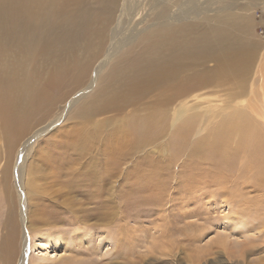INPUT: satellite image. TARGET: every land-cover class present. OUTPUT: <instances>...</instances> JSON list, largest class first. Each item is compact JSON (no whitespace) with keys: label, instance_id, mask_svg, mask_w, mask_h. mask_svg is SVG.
<instances>
[{"label":"bare ground","instance_id":"1","mask_svg":"<svg viewBox=\"0 0 264 264\" xmlns=\"http://www.w3.org/2000/svg\"><path fill=\"white\" fill-rule=\"evenodd\" d=\"M261 4L264 0H0V127L5 138V149L0 148L1 159L5 161L0 181L4 190L7 189L10 182L6 185L5 182L7 174H10L15 191L19 193L17 206L21 223L28 211V203L23 197L26 193L23 177L27 169L25 152L29 150L31 138L19 144L21 148L18 151L14 143L29 128L33 127L32 131L38 133L65 124L56 129L53 136L64 132L66 142L59 137L57 143L59 146L65 144L67 148L52 144L55 154L44 151L41 154L45 156V163L65 162V167L57 166L60 173L61 169L68 170L72 165L74 179L81 176L83 188L75 186L71 180L67 184L76 198L80 194L91 195L94 199L115 194L110 192L109 183L102 177L105 165L90 154L91 150L99 154L94 147L96 143L100 155L107 157L111 165L126 159L124 155L130 150L138 152L141 168L137 174L135 169L133 174L128 172L127 177L153 178V183L147 184L148 193L142 190L139 195L143 202L152 198V203H158L154 198L162 197L157 186L163 184L161 177L172 167L170 164L168 172L143 153L156 148L160 138H164L166 148L176 145L177 151L182 153V144L191 139L195 131L190 163L183 167L177 183V192H181L195 181V209L190 213L186 212L188 209L177 212L175 196L173 199L171 196L165 198L164 204L159 203L161 206L155 215H152V210L140 208V214L150 216L151 223L161 222L154 224L159 229H153L158 237H150L155 245L149 247L145 254L170 257L177 246H173L177 237L171 241L172 234L168 230L177 228L190 217L210 223L213 217L210 218L209 213L213 205L226 212L220 220L227 234L222 233L217 241L206 243L205 249L196 253L197 262L201 263L208 254H214L209 248L216 249L217 255L223 252L230 257L245 254L247 250H244L251 248L258 236L264 235L261 232L264 231V202L259 206L254 204L255 201L254 206L248 205L253 220H256L254 229H247L246 222L241 220L248 216L242 211L244 188L251 186L259 190L264 186V39L257 37L255 21L250 16L254 13L251 11ZM92 33L96 39L89 37ZM42 58L47 59L43 62L46 69L37 63ZM47 83L54 87L53 93L45 88ZM206 93L213 97L205 100L202 96ZM221 93L224 95L219 96ZM144 98L149 100L141 103ZM189 100L199 101L193 106V103L188 104ZM215 100L220 104L215 105ZM201 101L206 104L212 102V105L205 104L202 108ZM128 108L130 110L127 111ZM105 114H126V119L104 117L101 122L94 121ZM132 116L135 119L129 123ZM72 121L76 123L69 127L67 124ZM123 121L127 127L110 132ZM81 133H99L106 138L98 142L99 138L94 135ZM106 141L111 142L109 147ZM14 151L17 159L21 160L18 168L11 163ZM32 172L35 173L34 168L29 170L30 177ZM53 173L59 184V175L56 170ZM35 177L39 178V175ZM125 184H130V181L126 180ZM61 186L67 188L65 184ZM30 187L32 192H36V178ZM193 191L187 193L192 195ZM33 202H37L35 206L43 203L46 208L42 206V209L34 211L29 229H37L39 224L50 225L51 221L62 223L61 218L44 216L56 210L50 200L34 197ZM83 203L95 204V213L84 214L86 208L78 199H68L69 207H58L69 212L64 223L73 234L68 237L57 231V241L52 245L66 251L63 243L72 238L71 248L66 251L71 259L64 262L60 255L54 254L41 258L42 262L94 263L93 256L84 260L94 255L93 248L97 249L91 240L85 239V243L79 244L75 241L78 238L90 239L85 223L97 222L106 226L117 221L111 212L115 200L110 203L102 200L100 204L85 198ZM14 205L8 203L9 215L3 222L6 233L0 242L2 264H28V236L22 229L18 234ZM106 207H111L109 216L104 214ZM165 212L168 214L164 215ZM170 218L176 221L175 224ZM120 220L127 225L126 219L120 217ZM201 225L195 224V237L192 236L195 244L208 230ZM130 226L127 225L128 228ZM108 230L106 247L111 242L109 251L115 249L110 260L117 257L127 260L133 254L131 246L122 243L118 234L114 236L112 229ZM233 231L239 240L236 244L228 242ZM188 233L183 232L181 237H187ZM93 234L97 235L96 232ZM47 235L51 237L52 233L48 231ZM184 241L177 242L180 245ZM204 252L208 254L203 255ZM109 254L111 252H98L96 256L101 258ZM142 261L144 263V257L138 264Z\"/></svg>","mask_w":264,"mask_h":264},{"label":"rangeland","instance_id":"2","mask_svg":"<svg viewBox=\"0 0 264 264\" xmlns=\"http://www.w3.org/2000/svg\"><path fill=\"white\" fill-rule=\"evenodd\" d=\"M251 12L252 13L254 12L253 14L250 13V16L253 17V19L255 21L254 24L256 25V27L254 29L256 31V35H257V37H261L264 39V4L257 6V8L252 10ZM89 37L96 39V37L93 33L90 34ZM42 59L43 60H38L37 63L38 64L40 63L39 66L46 69L47 65L43 62H45L47 59L46 58H42ZM51 85H52L51 83H47L44 86L46 89L49 90V92L53 93L54 87ZM223 95H224V93L219 94V96H223ZM202 97H205L204 98L205 100H209L213 96H211V94L206 93V94H203ZM195 99H196V97H195ZM148 100L149 99L144 98L141 101V103H145ZM196 101H199V100H195V101L189 100L188 104L193 103V106H195ZM214 102H216V103H214ZM214 102L213 103L215 105L220 104L219 100H215ZM200 103L202 104L200 106L202 108L205 107L206 105L207 106L212 105V102L206 104V103L201 101ZM56 110H57V108H56ZM128 110H130V108H128L127 111ZM35 112H36V110H35ZM125 115L126 114H116V115L105 114L103 116L95 118L94 121H100L101 122V120L104 117L115 118L116 120H124V119H126ZM136 115L138 116L139 114L136 113ZM134 116L129 118V123L135 119ZM74 123H76V122L72 121L71 123H69L67 125L70 127V126H73ZM120 124L117 125L115 128H113L112 131H110V132L116 131L117 129L126 125L124 121L121 122ZM44 125L47 126L48 124L45 123ZM64 125L65 124H60L54 128L45 129L44 132L39 131L38 133L36 131H32L33 127H31L28 130H26L23 133V135H20L18 137V140L15 141V143H14V148L18 151L19 148H21L19 146L27 138H31V141H29V143H28L29 144V148H28L29 150H26V152H25L26 164H27L26 168L27 169L25 170V172H24L25 175L23 177V184L25 186V190L27 193V194L24 193L23 197L25 198V202L28 203V211H27V214L25 213L22 223H21V219H20V209H19V206H17V202H20L19 193H18V191H15L16 188H14L13 182H11L13 180H10V174L8 173L7 177H6L5 185L8 182H10V185L7 187V189L4 190L3 184L0 181V242L4 238L5 233H6L3 222L5 221V219H7V216L9 215L8 214V203L12 202V205L15 204L13 206L14 207V218L16 220L18 234L21 233V229H22V231L25 232L26 236H28L27 237V242H28L27 245L29 246L28 247V249H29L28 250V253H29L28 260L29 261L27 260L28 264H52V263H47V262L45 263V261L42 262L40 259L44 258L46 256L52 257L54 254L60 255V259H62V261H64V262L69 261L71 259V256L66 251L69 250V248H71L70 247L71 245H69V244L72 243V241H70L72 238L70 240L67 239L66 240L67 242L65 241L63 243L64 249H66V251L62 250V249H57V247L52 245V243H55L57 241V237L59 234V233H57V231H61L62 233H65V236L68 235V237H70L73 234L72 231L70 232V230H68L67 226L64 223V221H65L64 217L66 219L67 213H69V212H65V210L58 208V207L59 206H61V207L68 206L67 205L68 199L69 200L78 199L80 201L81 205L83 206V208H86V211L84 214H88V212L95 213L93 210L95 204L83 203L85 198H88V200L91 199L92 201L94 200L95 202H99L100 204H101L102 200H105L106 203L114 202V200H115L114 209L111 210V207L110 208L106 207L107 212L104 214L109 216L108 210L110 209L111 212L114 213L115 216L117 217V221L113 222L111 225H106V226H101L97 222H94L91 225L88 223H85L86 225H84V222H83L85 229H87L89 234H90V239H88L86 237V238H80L81 240H79V238H78V240L75 241V243L79 244V243H82V241L85 243L86 240H91L90 243H93L92 246L97 248V249L93 248L94 250L91 248L92 251H94V255H95L96 251H97L96 255L98 252L101 254L111 252V254H109L105 257H101V258H98L96 255L95 256L90 255V257L84 258V260H88L89 258H91L93 256L91 258L94 260L93 264H99V263L100 264H112V262H114V264H138V261L140 260L141 257H144V263L142 261V264H148V262L150 264V261L153 264H173V261H175V264H264V245H263L264 241H261V240H264V235L258 236L257 239H255V244L251 248L245 249L244 251L247 250L246 253L241 255V256L230 257L229 254L224 253V252L222 253V255H220V254L217 255L216 249H214V248L210 249L209 248V250H212L214 254L211 255V253L208 254V253L204 252L203 255L208 254L203 259L204 261H202L201 263L197 262V259L195 257L196 253L198 254V252L203 251L205 249L206 243L217 241L218 239H220L221 235H223L222 233L227 234V232L223 231L225 228H223L224 225H223L222 221L220 220V217H222L223 214L226 212L222 211L223 208L218 209L219 206H217V205L211 206V210H210L209 214H210V218L211 217H213V218H212L210 223H206L203 220H195L194 217H190V218H187V220H185V222H181V224L178 225L177 228H175V229L170 228L168 230L170 235L172 234V236H171L172 238H170L171 241H173L174 238H176V237H177L176 238L177 241H181V240L184 241L185 240L184 241L185 243L183 242L180 245L178 244L179 242H177V241H176V243H173L174 244L173 246H175L176 244H177V246H175L174 247L175 249H173V251H171L170 257H167V258L160 257V256H158V254H155V253L151 254V255L145 254L149 247H151L152 245H155L153 243L152 239L153 238L157 239V237H158V234L154 235L153 229H156V230H159V229L155 228L154 224H161V222L156 221L155 223H151L150 222L151 217L140 214L141 213L140 208H145V211L152 210V212H153L152 215H155L156 213H158V211H157L158 206L160 207L161 204L165 203L164 202L165 198L171 196L173 199V196H175L173 200L176 201L175 202V209L177 212L185 211L188 209L186 212L190 213L191 211H194L193 209H195V181H193L190 184H188L187 186H185L181 190V192H177V188H178L177 183H178V180L180 178L181 171L183 174V167H185L187 164L190 163V161H189L190 160L189 158H191L190 153L193 150V146L191 145V143H192L193 139L195 138V131L192 134L193 137L191 139L186 140V142H184L182 144L183 145V147L181 148L182 153H179L177 151L176 145L169 147V148H166L165 143H164V138H160L158 140L159 142H158L156 148L148 149L147 151H145L143 153L148 158L156 161L158 163L159 167H161V168L164 167L165 170L168 172H169L170 164L172 167L171 171L168 174L163 175L161 177L163 179V184L161 186H157V188L161 192L162 200L160 201L161 198L160 199L154 198V200H157L158 203H155V202L152 203L151 202L152 198L151 199L149 198V199L145 200L146 201V203H145V201L143 202L142 197L139 195L142 193V190L148 193L147 184L153 183V178H150V176L149 177L142 176L141 178H138L137 175L127 177L128 172H130V174H133L132 173L133 169H135L136 174L138 173V168L140 167L139 166V158H141L140 154L136 151L130 150L126 155H124L127 157L126 159L122 158L121 162H115L111 165V163H109V161H108L109 159L107 157H105V156L103 157V155H100V148H99L97 143H96V146H94V147L97 148L99 154L96 153V151H94V150H91L90 154H91V156L98 157L99 162L101 164L105 165L106 171H104L105 173L102 172V174L104 175V176L102 175V177L105 179V181H107L109 183L110 192H113L115 194L112 196L102 195L98 199H94V197L91 195H87V197H86V196H83V194H80L79 198L73 197V195H72L73 190L69 189L67 184L71 180V181L75 182V184H74L75 186L79 187L81 185V187L83 188L84 187L82 184L83 179L81 178V176H79V179H76V180L74 179L75 175L73 174L72 165L68 166V168H69L68 170L61 169L62 173H60L59 171H57L58 170L57 166H64L65 167L66 166L65 162L53 161L52 164L51 163H45V162H43V158L45 156L43 154H41V151H44L46 153L55 154L56 152H53L52 144H54L55 146L61 147L62 149L67 148V147H65V144L59 146V144L57 143L59 137H62L63 141L66 142V139H65L66 134H64V132H60L56 136H53L54 131H56V129H58L59 127H62ZM127 126L128 125H126V127ZM81 134L94 135V137L99 138L98 142L100 140L105 141V138H106V137L99 135V133H96V134L81 133ZM4 141H5L4 132H3V129L0 127V148H2L3 150L5 149ZM110 145H111V142L106 141V146L109 147ZM15 153L16 152L14 151L13 160L11 163L13 164V166L15 168H18L19 161H21V160L17 159V154H15ZM1 158H2V152L0 151V176H1L2 163L4 164V162H5ZM107 163H109V164H107ZM125 164H128V165H125ZM16 165H17V167H16ZM119 166L122 168V170H120L121 168ZM100 167L102 168V165H100ZM31 168H34L35 173L32 172L31 177H30L29 170ZM55 170H56V174L59 175V178L61 179L59 181V184L53 178L54 177L53 172ZM12 173H14V172H12ZM37 174L39 175V178L35 177ZM109 175H110V177H109ZM151 175H154V174H151ZM33 178H36V192H32L31 187H30V183L33 180ZM126 180H129L130 184H125ZM63 184L66 185V187L69 189V191L67 188L61 186ZM104 185H105V183H104ZM144 185H145V188H141V186H144ZM202 185L205 186L203 181H202ZM192 189L194 190L192 195L187 193L188 191H190ZM244 191H245V193L243 194V196L244 197L247 196V197H245V198L243 197L244 201H242V203H243L242 204V206H243L242 211L244 214H247L248 216L242 217L241 220H242V222L245 221L246 222L245 226L247 227V229H250V228H253L254 226H256L257 224H255L256 220H253L254 219V217L252 216L253 213H252V210L249 206L252 205L254 201H255L254 204H256V206L257 205L259 206L260 203L262 204V202H264V186H263V188H261L259 190H254L251 186H247L246 188H244L243 192ZM214 192H215V190H214ZM235 193H234V197H235ZM34 197H38L39 200H41V199L50 200L54 204L55 209L59 210V211L55 210L54 212H52V214L51 213H45L44 216L46 218L47 217L48 218L49 217L50 218L55 217V218H57V220L59 218H61L62 223H56V222L51 221V224L53 226H51V224L50 225L39 224L38 225L39 227H36L37 229H29L28 224L30 222V219L33 218L34 211L38 210V209H42V206L44 207V209L46 208V206L43 203L40 204L42 206H35L34 203H37V202H33ZM186 197L188 199V202H184V204H183V201L187 200V199H185ZM113 198H116V199L113 200ZM258 198H259V200H258ZM249 200L252 203L249 202ZM168 201H170V200H168ZM150 202H151V204H149ZM162 202H164V203H162ZM245 202H247V203H245ZM159 203H161V204L159 205ZM169 205L170 204L168 203V206ZM106 206H107V204H106ZM111 206H112V204H111ZM252 206H254V205H252ZM26 207H27V205H26ZM170 207H171V205H170ZM164 208H166V206H164ZM263 209H264V207H262V210ZM169 210L170 209H168V211ZM220 210H221V212L219 213ZM161 212H163V211L161 210ZM251 213H252V215H251ZM263 213H264V210H263ZM163 214L167 215L168 212H165ZM169 215H170V212H169ZM169 215H168V217H169ZM85 217L90 218L87 216H85ZM120 217L123 220L126 219L127 225L130 226V224H131V226H130L131 228H128L127 225H125L120 220ZM250 218H252V219L249 220ZM169 220L173 221L174 224L176 222L172 218H170ZM248 220H249V223H247ZM195 224H197V225L202 224L201 226H206V228H208V230L205 232L206 235L204 234V236L201 237L196 244L194 243L195 238H193V237H195L194 236L195 235ZM246 224H248V225H246ZM249 224H250V227L248 228ZM190 225H192V226H190ZM124 226H126L125 227L126 229L123 228ZM49 227H51V228H49ZM93 229H97V230L93 231ZM108 229H112V233L114 234V236H116V234H118V239L119 240L121 239L122 243H125L126 245L129 243L128 247L131 246L130 248L132 250V252L131 251H129V252L133 253V254H130V256L128 257L129 260L127 259V260L123 261V259L120 257H117V258H114L113 260H110V258L112 259V257H113L112 254L114 255L115 249L113 248L114 252L109 251L110 247H111V242L108 243L109 246L106 247V243H107V241H106V233L107 232L106 231L109 232ZM125 230H128V231L125 232ZM178 230H180L182 233L184 232L185 234H187L189 232L188 236L184 237V238H183V236L181 237L182 233H180V231L178 232ZM48 231L52 233L51 237H49L47 235ZM186 231H188V232L186 233ZM94 232H96L97 235L93 234ZM261 232H264V231L262 230ZM235 233H236V231H233L232 235L231 234L229 235L230 238L228 239L229 240L228 242H230V243L232 242V244L238 243L239 240L236 237H234L235 235H233ZM228 234H229V232H228ZM178 235H180V236H178ZM83 236H85V235H83ZM150 237L152 239H150ZM64 239H66V238H64ZM44 241L46 244L45 243L43 244ZM130 243H132V244L130 245ZM42 245H43L44 249L42 248ZM178 245H179V247H178ZM212 246H215V245H212ZM232 246H234V245H232ZM52 248L55 249L57 252L53 251ZM236 249L238 250L239 248H236ZM218 251H219V249H218ZM87 253L90 254L89 252H87ZM152 255H153V257H152ZM68 256H69V259H68ZM148 256H149V258H148ZM227 256H228V258H227ZM147 259H149V261L145 262ZM2 261L3 260H2V256H1L0 257V264H2Z\"/></svg>","mask_w":264,"mask_h":264}]
</instances>
